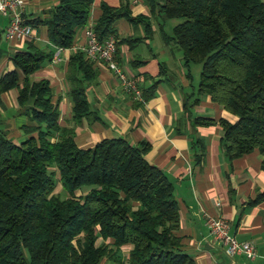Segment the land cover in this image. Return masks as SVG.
<instances>
[{
  "label": "trees",
  "instance_id": "obj_1",
  "mask_svg": "<svg viewBox=\"0 0 264 264\" xmlns=\"http://www.w3.org/2000/svg\"><path fill=\"white\" fill-rule=\"evenodd\" d=\"M146 1L163 20H179L170 35L162 36L180 50L189 78L191 65L200 64L195 100L209 96L236 117L234 122L218 120L225 156L233 160L257 150L264 170V1ZM92 3L59 0L48 17L25 23L43 24L53 48H69ZM100 10L94 22L100 41L115 37L113 23L119 18L142 22L150 30V18L131 16L126 4L101 3ZM53 48L29 45L13 56V66L24 76L21 87L15 70L0 77V93L17 87L19 104L34 98V125L24 128L35 132L16 142L0 128V264H100L103 259L111 264H192L176 234L173 185L145 158L150 146L113 137L79 148L73 129L58 123L49 81L27 82L51 60ZM68 65L72 118L80 120L91 113L85 84L95 71L80 50ZM153 89L154 84L143 95L149 97ZM194 122L215 123L205 118ZM263 197L264 191L256 200ZM123 245L131 246L127 258L120 253Z\"/></svg>",
  "mask_w": 264,
  "mask_h": 264
},
{
  "label": "crops",
  "instance_id": "obj_2",
  "mask_svg": "<svg viewBox=\"0 0 264 264\" xmlns=\"http://www.w3.org/2000/svg\"><path fill=\"white\" fill-rule=\"evenodd\" d=\"M58 1L23 0L21 16L25 22L43 20ZM101 3L111 7L126 4L131 16L150 18L148 32L142 22L119 18L113 23L118 40L116 61L122 72L136 80L142 101L123 91L117 76L104 63L93 62L95 76L85 84L91 113L74 120L66 77L70 56L86 41L82 29L77 31L71 47L59 50V61H54L57 48L48 42L43 24L27 23L32 26L29 36L6 39L8 14L0 15V77L15 70L21 87L24 76L13 66V56L28 50L29 45L53 48L51 60L30 74L27 82L49 81L52 102L58 103V123L73 129L79 148H90L102 139L113 137H121L131 145L146 142L150 146L145 158L161 169L173 185L179 210L176 234L192 264H264V197L256 200L257 194L264 191L259 152L253 150L233 160L225 156L218 120L234 122L236 117L209 96L195 100L191 67L189 78L180 50L163 40V33L170 35L173 25L167 27L157 7H150L146 0H93L87 21L95 22L101 13ZM153 84V91L145 97L142 90ZM33 102L34 98L28 96L19 104L17 87L0 93V128L12 140L35 135L24 128L34 125L30 120ZM196 118L215 123L200 125L194 122ZM208 217L224 218L229 235L238 241L252 242L257 256L252 260L242 254L230 256L227 246L210 233ZM100 242L99 238L97 243ZM130 248V245L120 248L123 258H127ZM100 264L111 262L103 259Z\"/></svg>",
  "mask_w": 264,
  "mask_h": 264
},
{
  "label": "built area",
  "instance_id": "obj_3",
  "mask_svg": "<svg viewBox=\"0 0 264 264\" xmlns=\"http://www.w3.org/2000/svg\"><path fill=\"white\" fill-rule=\"evenodd\" d=\"M23 0H0V15L8 14L9 20L5 27V37L8 40L27 37L31 34L32 26L25 23L21 16L20 8ZM85 36V43L78 47L89 62H102L114 73L120 83L121 89L133 96L134 99L142 101V92L134 78L128 77L122 72L116 61V39L109 36L103 41L98 40L94 31V22L87 21L81 28ZM61 48L54 53V61H59L58 54ZM207 226L214 238L227 246L230 256L242 254L247 259L257 256L256 248L250 241H238L228 233V222L222 217H208Z\"/></svg>",
  "mask_w": 264,
  "mask_h": 264
},
{
  "label": "rangeland",
  "instance_id": "obj_4",
  "mask_svg": "<svg viewBox=\"0 0 264 264\" xmlns=\"http://www.w3.org/2000/svg\"><path fill=\"white\" fill-rule=\"evenodd\" d=\"M178 22H179V20H177V19H168V20H166V25L169 28L170 25H174V24H176ZM199 72H200V64H192L191 65V73H192V76H193V80L192 81H193V86H194V92L196 91V88H197V82H198ZM5 134L7 136V132H5ZM8 138H10V137H8ZM56 191H60L62 197L65 196V192L63 190H61V188L59 186L56 188Z\"/></svg>",
  "mask_w": 264,
  "mask_h": 264
}]
</instances>
